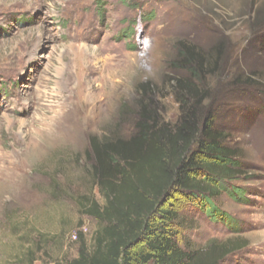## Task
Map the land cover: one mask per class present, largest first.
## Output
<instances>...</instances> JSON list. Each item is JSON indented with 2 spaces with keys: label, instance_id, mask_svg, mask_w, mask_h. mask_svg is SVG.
<instances>
[{
  "label": "rangeland",
  "instance_id": "1",
  "mask_svg": "<svg viewBox=\"0 0 264 264\" xmlns=\"http://www.w3.org/2000/svg\"><path fill=\"white\" fill-rule=\"evenodd\" d=\"M184 79L239 150L244 172L224 183L242 194L224 189L213 218L175 193L170 227L183 247L242 237L220 264H264V0H0V264H59L93 245L92 138L132 136L141 99L176 124Z\"/></svg>",
  "mask_w": 264,
  "mask_h": 264
},
{
  "label": "trees",
  "instance_id": "2",
  "mask_svg": "<svg viewBox=\"0 0 264 264\" xmlns=\"http://www.w3.org/2000/svg\"><path fill=\"white\" fill-rule=\"evenodd\" d=\"M199 76L204 61L194 47L181 52ZM181 117L172 125L152 105L140 101L136 132L129 138L93 137L94 175L103 197L83 196V211L98 221L93 245L82 239L78 256L59 264H220L245 248L244 238L212 239L203 246H181L172 226L177 213L168 209L181 193L205 205L211 217L221 211L215 199L227 181L244 172L239 150L227 145L230 136L201 114L209 97L192 80H178ZM225 182V183H224Z\"/></svg>",
  "mask_w": 264,
  "mask_h": 264
}]
</instances>
